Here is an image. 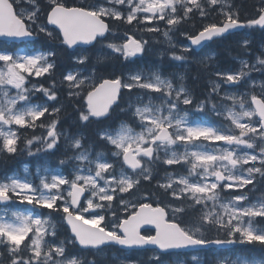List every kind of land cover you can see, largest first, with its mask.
<instances>
[{
  "label": "snow or ice",
  "instance_id": "6c2138e0",
  "mask_svg": "<svg viewBox=\"0 0 264 264\" xmlns=\"http://www.w3.org/2000/svg\"><path fill=\"white\" fill-rule=\"evenodd\" d=\"M223 2L82 0L70 5L68 0H0V37L31 44L43 34L46 41L58 42L47 51L21 53L0 49V152L18 153L21 151L18 130L40 127L46 130V135L24 140L23 150L29 156L41 152L54 154L61 148L63 138L74 154L60 159L59 164L77 162L71 176L54 174L50 180L42 177L39 185L16 176L0 182V206L17 203L31 206L27 213L12 211L10 215H0V264H85L86 261L95 264L94 259H87V251L100 252L110 245L123 249L151 247L153 251L148 259L156 264L162 254L186 249L247 244L264 250V226L255 223L256 218H264V201L245 205L248 196L242 191L253 184L254 174L264 177V82L260 83L259 94L255 91L225 93L221 97L232 102L226 109L230 127L225 130L192 123L190 113L181 111L179 105L193 104V97L183 84L174 88L171 80L163 79L158 71L150 76L136 71L104 78L96 75L98 68H88L89 51L97 45L118 54L125 64L135 63L146 53L148 40L126 32L122 43L105 44L109 35H116L112 30L114 23L164 21L168 30L163 35L170 40L171 29L183 19H190L194 11L206 17L207 9H215ZM21 3L29 7L21 8ZM177 5L182 9V16L178 15ZM124 6L127 12L122 10ZM220 14L221 22L205 24L197 35L188 36L190 45L202 46L237 29L264 30V0H260L257 15L245 21L223 6ZM141 30L153 33L160 28ZM241 43L246 47L249 42ZM58 48L73 49L69 61L74 70L61 73L59 86L54 79L47 87L44 83H32L33 77L54 76L59 66ZM182 51L189 52L191 48L185 46ZM172 59L186 58L173 54ZM102 61L103 58L99 62ZM240 63L243 67L237 73L219 70L215 73L218 82L212 83L211 91L195 105V111L207 109L217 116L223 115L216 103L211 102L213 96L219 95L222 85H238L251 71H264L261 56L250 67L246 61ZM243 68H248V72ZM183 79L181 75L180 80ZM64 82H67L68 96L79 98L77 123L83 127L109 120L114 108L124 101V90L129 93L127 108L121 110L131 114L136 127L121 124L118 130H113L105 124L96 132L97 139L112 149L111 155L119 161V171L115 163L104 158L105 153L97 152L92 157L91 145L85 148L87 138L82 133L77 138L57 131L62 108L55 102ZM249 87L254 89L256 82L249 81ZM35 93H42L53 106L32 103ZM149 93H161L163 99L156 103ZM46 113L56 117L47 125L41 120ZM34 144L40 145L35 151ZM241 148H258V152L241 153ZM159 163L187 165L188 174L173 179V174L167 173V182L157 181L152 189L140 191L145 184L152 185L156 180ZM244 165L251 166L245 169ZM227 190H240L241 194L224 199L221 191ZM210 202L212 210L204 211ZM198 206L199 215L185 223L184 217L189 211L196 212ZM217 207L221 211H216ZM42 209L58 213L69 234L57 242L56 226L51 222V215L45 217ZM148 225L155 227L154 235L142 233L141 229ZM209 232L215 235L210 236ZM49 236L53 238L51 241L46 239ZM71 249L79 251L73 253ZM191 259L195 261L198 257L194 255ZM227 259L217 260L216 264H226ZM121 264H140V261L125 259ZM231 264H264V257L231 260Z\"/></svg>",
  "mask_w": 264,
  "mask_h": 264
},
{
  "label": "rangeland",
  "instance_id": "374dc122",
  "mask_svg": "<svg viewBox=\"0 0 264 264\" xmlns=\"http://www.w3.org/2000/svg\"><path fill=\"white\" fill-rule=\"evenodd\" d=\"M228 4H229V0H228ZM219 6H225L226 5V1L224 0V2H223V4L221 5V4H218ZM229 6H230V4H229ZM19 7H21V8H27V7H24V6H19ZM117 8H121V6H116ZM177 8H178V15H181L182 16V9H180L179 8V5H177ZM122 10L124 11V12H127V7L126 6H124L123 8H122ZM219 10V9H218ZM220 11V10H219ZM140 19L142 20L143 19V14H141L140 15ZM157 22L158 20H153V22ZM163 24L164 25H166V23L163 21ZM155 27V26H154ZM158 27L160 28V31L158 32L159 33V35L161 36V38H162V43H164V44H166V45H169V46H171V47H176V48H178V47H185V46H188V45H186V43H182L181 41H180V39H182L185 35L184 34H182V33H180L177 37L176 36H174L171 32H169V36L171 37V39L169 40L168 38H166V37H164V35H163V32L165 31V30H168V28H167V25L165 26V27H162V25H158ZM182 34V35H181ZM184 35V36H183ZM145 40H148V49L149 50H151L152 49V42H154L155 40H156V36L154 35V34H150L147 38H145ZM253 43L254 42H256L255 40L254 41H252ZM257 43H258V41H257ZM261 45L262 44H258V47H257V49H261ZM17 50H19L21 53H24V52H34L32 49H31V47L29 46L28 48H19V49H17ZM262 50L264 51V46H262ZM39 51V50H38ZM165 51V48H160V52H164ZM253 56V55H252ZM198 59L200 60V61H202V62H204V63H206L207 65H212L213 64V59H214V54H212L211 52H206V53H203V54H201V55H199V57H198ZM243 61H246L247 63H248V65H249V67L251 66V65H253V64H255V62H256V59L255 60H253V61H249V60H245V59H242ZM242 60H240V61H242ZM168 61L170 62V63H172L173 62V59L172 58H169L168 59ZM238 62V64H241L239 61H237ZM169 64H167V66H168ZM241 67H243L242 65H241ZM248 69V68H247ZM154 71H158V69H156V68H145L144 70H141L140 72H142V73H144V75L145 76H150L151 75V73L152 72H154ZM240 71H241V69H240ZM253 71H258V70H253ZM159 72V71H158ZM173 72H175L176 73V82H173L172 80H171V82L173 83V86H174V88H179V86L181 85L180 83H179V81H180V76L181 75H183L184 73L183 72H180V71H173ZM217 71H210V73L211 74H213V76L215 77L212 81H211V84L213 83V82H218V78L215 76V73H216ZM226 72H228V73H237V72H239V71H237V72H233V71H226ZM246 72H248V71H246ZM160 73V72H159ZM161 77L163 78V79H168V80H170L169 78H167V77H164V76H162L161 75ZM249 81H253V82H256V85H258L259 84V80H254L252 77H251V75H250V73H249V75H248V77L247 78H245L244 79V81L242 82V83H240L241 85H245V86H249ZM240 84H238V85H222V87H221V89H223V93L221 92V89L219 90V93H221V96L223 97L224 95H225V93H227L228 95H233V94H246V93H249V91H247V90H244L241 86H239ZM186 89V88H185ZM14 91V90H13ZM161 96V98L163 99V97H162V94L160 95ZM227 100V99H226ZM230 101V100H229ZM32 103H34V104H44V103H48L47 101H44V102H38V103H36V102H32ZM232 106V102L230 103V104H221L220 106H219V108H218V111H220V112H222L223 113V115H221L224 119H227L226 117H227V111H226V109L228 108V107H231ZM190 113V118H191V122L192 123H201V124H206V125H211V124H208L206 121H204V117L205 116H203V115H197L196 116V114L195 113H192V112H189ZM206 118V117H205ZM211 126H213V125H211ZM119 129V128H118ZM117 129V130H118ZM139 131V130H138ZM60 132H63V133H66V134H68L70 137H77V136H74V135H72V134H70L67 130H62V131H60ZM78 138V137H77ZM63 145V149L66 151V156L67 157H70V156H72L74 153H73V151L71 150V148H69L67 145H68V142H66V141H64L63 140V138L61 139V146ZM221 146H225V145H221ZM226 147V146H225ZM245 151H247V152H258V150H256V151H253V149H245V148H241L240 149V152L241 153H243V152H245ZM96 155V154H95ZM95 155L94 156H92L93 158H95ZM160 155H161V158L163 159V157H164V154H163V152H161L160 153ZM66 157V158H67ZM105 158V157H104ZM111 158H112V160H109V159H107V158H105L108 162H112V163H115L116 164V170L117 171H119V161L118 160H116V158H114L112 155H111ZM77 162H75V161H72V162H69L68 164H65V167H66V171H65V173L64 174H62V173H59V170H58V168H52V167H49V166H44V167H38V168H36L35 170H34V173H33V175L32 174H29V173H26L25 172V174H24V176H23V178H21V179H27V180H32L33 178H36L37 179V181H38V184L40 183V180H41V178L42 177H44V178H47L48 180H50L51 179V175H54V174H62V175H65V176H71V174H72V169H73V167L75 166V164H76ZM245 169L247 168L246 167V165H244L243 166ZM26 168H28V166L26 167ZM25 168V169H26ZM25 169H24V171H25ZM47 169V172L45 171ZM177 176H179V175H175V174H173V179H175ZM167 179H168V177L166 176V178H165V182H167ZM191 179L192 180H195V179H198V178H196V177H191ZM0 182H6V181H4L3 179H1L0 180ZM256 202H259V201H255V202H253V203H256ZM244 204L245 205H247V204H250V203H245L244 202ZM26 205V204H25ZM209 210H212V205H211V202L209 203V205H208V211ZM12 211H23V212H25V213H27L28 211H30V208L29 207H27L26 209H23V210H21V209H19L18 207H15V206H11V207H9V208H7V209H4V208H0V215H4V214H8V215H10L11 214V212ZM216 211H221L218 207H217V209H216ZM197 256L198 257V260H193V259H191V257L192 256ZM226 258H228L227 260H226V264H231V260H237V261H243V260H245V259H241V258H233V257H230V256H226V257H217L216 259H214V260H212V261H206L205 260V258H204V256H202V255H198V254H192V255H190V256H188V260L187 259H185V258H182V257H174L173 258V261L171 262V263H163V264H216V262H217V260H225Z\"/></svg>",
  "mask_w": 264,
  "mask_h": 264
},
{
  "label": "trees",
  "instance_id": "16d2710c",
  "mask_svg": "<svg viewBox=\"0 0 264 264\" xmlns=\"http://www.w3.org/2000/svg\"><path fill=\"white\" fill-rule=\"evenodd\" d=\"M229 4H230V11H234L236 12V14L240 15L241 17H247V16H250V15H257V8L255 6V2L254 0H229ZM218 13L219 10L218 9H213L211 11V13ZM252 18V17H251ZM204 21H200V20H197L196 18L193 19V18H190V19H184L183 21H181V23L179 24L180 25V32H187L189 33V35L187 36H192L194 35L199 29H201V25H204ZM147 38V37H146ZM185 40V39H184ZM253 41V40H252ZM256 42H249V44L246 46V48H242L239 50V52L241 54L244 53L245 50H247L249 48V46L251 45V48L252 49H256L257 50V47H258V44H262L264 45V40L263 41H260L259 43H257L258 40H255ZM233 42L231 43H226V44H223L222 47L220 48V53H222V56L219 57V60H218V65L219 67L222 69L223 68V65H224V62H230V59L231 58H240L239 55H234V54H231V51H230V45L232 44ZM241 44V43H240ZM104 51V50H102ZM225 54V56H223ZM247 56H252V54H247ZM93 58V64H98L99 63V59H96L95 57H92ZM168 60L166 61H160L162 64H164L165 62H167ZM115 62H117V58L114 57L112 60L110 61H107L106 64L107 66H110V71L113 70L114 66H115ZM232 63H235L237 64L238 62L237 61H234ZM102 66H104V63L102 64ZM104 67V68H100L99 69H102V71L105 73V74H109V69L108 67ZM71 67V66H70ZM224 69H228V67H224ZM205 71L202 70L201 68H196V74H200L199 77L197 78L196 81L199 82V84H197V87L200 88V92L201 93H204L205 90H202V88L206 89L205 86H204V83L203 81L201 80L202 78V74H204ZM209 93V89L206 91V95ZM70 104L74 105L73 104V101H69ZM94 134H95V131H94ZM158 173V169L156 167V170H155V175ZM146 186H150L152 188V185H149V184H145ZM199 208V207H198ZM199 215V210H197L196 212H192V211H189L188 215H186L184 217V221L185 223H188L190 222V220L194 217V216H198ZM209 235L210 236H214L215 234L213 232H209Z\"/></svg>",
  "mask_w": 264,
  "mask_h": 264
},
{
  "label": "bare ground",
  "instance_id": "6f19581e",
  "mask_svg": "<svg viewBox=\"0 0 264 264\" xmlns=\"http://www.w3.org/2000/svg\"><path fill=\"white\" fill-rule=\"evenodd\" d=\"M184 20V19H183ZM182 20V21H183ZM180 33H182V34H186L182 39H180V41L182 42V43H186L187 41H190L189 39H188V36L187 35H189V33H187V32H180ZM181 34V35H182ZM194 35H196V33L194 34ZM194 35H192V36H194ZM191 36V35H190ZM185 39V40H184ZM254 41V40H253ZM262 46H264V45H261V49L260 50H262ZM263 51V50H262ZM264 52V51H263ZM252 55H254V54H252ZM239 59V58H238ZM167 64H171L169 61H167V62H165L164 64H163V66H167ZM238 64V63H237ZM227 70V69H226Z\"/></svg>",
  "mask_w": 264,
  "mask_h": 264
}]
</instances>
